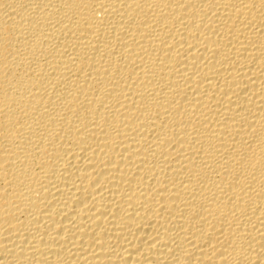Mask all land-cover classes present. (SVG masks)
<instances>
[{
	"label": "bare ground",
	"instance_id": "bare-ground-1",
	"mask_svg": "<svg viewBox=\"0 0 264 264\" xmlns=\"http://www.w3.org/2000/svg\"><path fill=\"white\" fill-rule=\"evenodd\" d=\"M0 264H264V0H0Z\"/></svg>",
	"mask_w": 264,
	"mask_h": 264
}]
</instances>
